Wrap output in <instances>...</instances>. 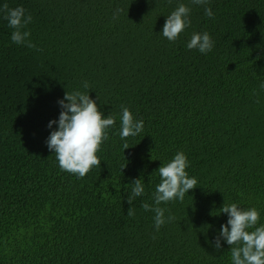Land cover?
<instances>
[{
  "label": "trees",
  "instance_id": "1",
  "mask_svg": "<svg viewBox=\"0 0 264 264\" xmlns=\"http://www.w3.org/2000/svg\"><path fill=\"white\" fill-rule=\"evenodd\" d=\"M5 3L31 14L25 30L37 48L12 43L0 12V264H231L226 241L214 247L224 202L255 207L264 224V0ZM179 3L191 26L170 42L162 30ZM194 31L210 34V52L187 48ZM84 81L116 123L96 153L100 167L78 178L46 140L58 101L88 91ZM121 105L144 121L125 150ZM179 151L197 187L159 205L175 219L157 231L141 204H154L156 171ZM137 178L145 194L129 205Z\"/></svg>",
  "mask_w": 264,
  "mask_h": 264
},
{
  "label": "clouds",
  "instance_id": "2",
  "mask_svg": "<svg viewBox=\"0 0 264 264\" xmlns=\"http://www.w3.org/2000/svg\"><path fill=\"white\" fill-rule=\"evenodd\" d=\"M192 3L207 5L209 0H192ZM204 11L208 18H214L210 7H205ZM0 12H3L8 26L13 29L12 43L36 49L37 45L30 39V30H25L32 22L31 14H26L23 6L10 8L7 3L0 7ZM190 12L188 6L179 3L175 10L166 16L163 37L175 42L180 33L191 26ZM213 47L214 42L206 31L192 32L187 43L188 49H197L202 54L210 52ZM260 87L264 89V83ZM83 88L88 91H66L64 98L58 101L61 107L58 121L52 120L48 124L50 129L54 124L58 125V128L51 131L46 140L47 147L54 152L61 170L76 174L78 178H83L94 166L100 167L101 161L96 153L103 141L109 138L106 130L114 127L116 123L114 115L109 114L105 117L98 110L96 100L89 96L90 85L87 81L83 82ZM120 121L119 136L125 141L123 144L125 150L129 148L126 138L140 134L144 128V121L134 119L129 108L124 105H121ZM126 166L125 164L121 171ZM187 167V157L183 151H179L170 161L163 162L156 171L160 182L152 195L154 204L143 202L141 207L145 211L155 213L154 224L157 231L166 222L175 219L169 215L166 221L165 209L159 205L177 199L182 202L189 190L197 187V180L188 175ZM130 186L132 190L127 202L132 205L137 197L145 194V183L142 178H137ZM219 210L220 213L228 215V220L226 224L221 225L220 232L215 238V249L220 250L223 239L230 246L231 264H264V224L257 227L260 217L258 210L255 207L245 209L236 203L226 202ZM127 215L129 217L135 215L134 206L129 208Z\"/></svg>",
  "mask_w": 264,
  "mask_h": 264
}]
</instances>
